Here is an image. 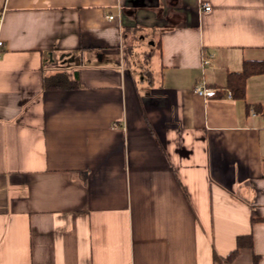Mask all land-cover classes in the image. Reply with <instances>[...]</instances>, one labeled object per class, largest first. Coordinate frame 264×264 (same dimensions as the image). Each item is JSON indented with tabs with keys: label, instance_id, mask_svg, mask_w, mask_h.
Returning a JSON list of instances; mask_svg holds the SVG:
<instances>
[{
	"label": "crops",
	"instance_id": "crops-1",
	"mask_svg": "<svg viewBox=\"0 0 264 264\" xmlns=\"http://www.w3.org/2000/svg\"><path fill=\"white\" fill-rule=\"evenodd\" d=\"M0 16V264H264V75L226 88L264 61V0ZM56 73L75 88L45 91Z\"/></svg>",
	"mask_w": 264,
	"mask_h": 264
},
{
	"label": "trees",
	"instance_id": "trees-1",
	"mask_svg": "<svg viewBox=\"0 0 264 264\" xmlns=\"http://www.w3.org/2000/svg\"><path fill=\"white\" fill-rule=\"evenodd\" d=\"M243 69L236 73H229L227 75V90L230 91L231 96L235 100H245V91H246V85L247 80L251 76L256 75H264V61H249L244 62ZM75 88V85L70 81L68 76H66L64 73H56L51 77H46L44 79L43 89L45 91H53V90H68ZM254 109L258 111L259 113L264 112V108L261 106H254ZM246 237L238 239L237 243V249L235 251H238L241 248H244V246H251V237L247 238V243L244 242ZM237 252L230 255V258L233 257Z\"/></svg>",
	"mask_w": 264,
	"mask_h": 264
},
{
	"label": "built area",
	"instance_id": "built-area-1",
	"mask_svg": "<svg viewBox=\"0 0 264 264\" xmlns=\"http://www.w3.org/2000/svg\"><path fill=\"white\" fill-rule=\"evenodd\" d=\"M204 11H210L211 7L209 5H205L203 8ZM109 19L113 20L114 17L113 16H108ZM1 18V16H0ZM2 45V42H0V46ZM211 63V57L207 58L203 61V66L207 67V65H209ZM195 92H197L199 95L209 98V97H214L215 96V91L211 90V89H206L205 87H196L195 88ZM229 95H231V93H229Z\"/></svg>",
	"mask_w": 264,
	"mask_h": 264
},
{
	"label": "rangeland",
	"instance_id": "rangeland-1",
	"mask_svg": "<svg viewBox=\"0 0 264 264\" xmlns=\"http://www.w3.org/2000/svg\"><path fill=\"white\" fill-rule=\"evenodd\" d=\"M142 55H143V53H141V55L138 53V54H137V58L142 59V58H141Z\"/></svg>",
	"mask_w": 264,
	"mask_h": 264
}]
</instances>
